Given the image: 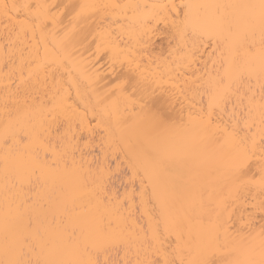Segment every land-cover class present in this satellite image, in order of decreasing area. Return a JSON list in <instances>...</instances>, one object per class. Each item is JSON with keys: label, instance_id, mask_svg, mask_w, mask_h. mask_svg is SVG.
Returning <instances> with one entry per match:
<instances>
[{"label": "bare ground", "instance_id": "bare-ground-1", "mask_svg": "<svg viewBox=\"0 0 264 264\" xmlns=\"http://www.w3.org/2000/svg\"><path fill=\"white\" fill-rule=\"evenodd\" d=\"M259 3L0 0V264L260 258L264 27L215 7Z\"/></svg>", "mask_w": 264, "mask_h": 264}, {"label": "snow or ice", "instance_id": "snow-or-ice-1", "mask_svg": "<svg viewBox=\"0 0 264 264\" xmlns=\"http://www.w3.org/2000/svg\"><path fill=\"white\" fill-rule=\"evenodd\" d=\"M217 9L223 7H244L259 9V23L264 27V0H260L258 5H235L224 6L217 5ZM169 126L165 124L163 118L154 116L143 131V135L157 144L156 162L161 166L165 164L166 158H170L171 154L178 150V146L168 135ZM264 235V234H262ZM236 258L229 262V264H264V239L260 242V258H254V249L247 247H240L236 249ZM203 264H215V262L204 261Z\"/></svg>", "mask_w": 264, "mask_h": 264}, {"label": "rangeland", "instance_id": "rangeland-1", "mask_svg": "<svg viewBox=\"0 0 264 264\" xmlns=\"http://www.w3.org/2000/svg\"><path fill=\"white\" fill-rule=\"evenodd\" d=\"M97 152H98L97 148L95 147L94 153L97 154ZM127 179H128V171L125 168V166H121L119 169H115L113 171L110 182L116 188V190L120 192L123 188L128 186L129 181L127 182ZM111 259L112 261H116V262L118 260H121V256L117 249H115L111 254Z\"/></svg>", "mask_w": 264, "mask_h": 264}]
</instances>
